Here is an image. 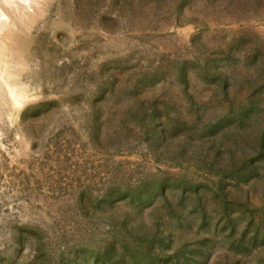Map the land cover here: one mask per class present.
<instances>
[{"label": "rangeland", "instance_id": "rangeland-1", "mask_svg": "<svg viewBox=\"0 0 264 264\" xmlns=\"http://www.w3.org/2000/svg\"><path fill=\"white\" fill-rule=\"evenodd\" d=\"M49 3L0 55V264H264V0Z\"/></svg>", "mask_w": 264, "mask_h": 264}, {"label": "bare ground", "instance_id": "bare-ground-1", "mask_svg": "<svg viewBox=\"0 0 264 264\" xmlns=\"http://www.w3.org/2000/svg\"><path fill=\"white\" fill-rule=\"evenodd\" d=\"M49 1L50 0H0V55L5 57L8 56V60L6 58V62L4 61L6 65L9 61H16V56L13 54L9 46L10 41L8 40V35L13 36L17 30L16 19L23 17L25 20L22 21H26V24L32 23L35 18L41 15L44 9L43 6L49 3Z\"/></svg>", "mask_w": 264, "mask_h": 264}]
</instances>
